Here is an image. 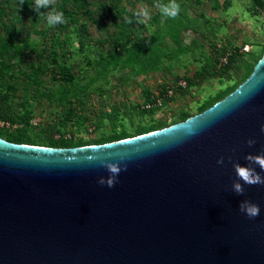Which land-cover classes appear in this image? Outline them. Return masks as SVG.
I'll use <instances>...</instances> for the list:
<instances>
[{
	"label": "water",
	"instance_id": "95a60500",
	"mask_svg": "<svg viewBox=\"0 0 264 264\" xmlns=\"http://www.w3.org/2000/svg\"><path fill=\"white\" fill-rule=\"evenodd\" d=\"M262 125L264 54L224 99L161 129L69 148L0 137V264H264V186L232 187ZM121 157L118 183L98 184Z\"/></svg>",
	"mask_w": 264,
	"mask_h": 264
},
{
	"label": "rangeland",
	"instance_id": "374dc122",
	"mask_svg": "<svg viewBox=\"0 0 264 264\" xmlns=\"http://www.w3.org/2000/svg\"><path fill=\"white\" fill-rule=\"evenodd\" d=\"M176 2L181 10L171 19L155 6L169 0H52L39 11L35 0H0V97L10 114L0 118V137L56 148L100 144L173 124L232 93L264 54V9L251 0ZM144 6L150 18L141 23ZM52 8L74 17L50 27L40 14ZM82 24L89 31L80 45ZM206 66L210 77L154 115L138 109L147 91Z\"/></svg>",
	"mask_w": 264,
	"mask_h": 264
},
{
	"label": "clouds",
	"instance_id": "9594fccd",
	"mask_svg": "<svg viewBox=\"0 0 264 264\" xmlns=\"http://www.w3.org/2000/svg\"><path fill=\"white\" fill-rule=\"evenodd\" d=\"M51 4L52 0H35L34 10L39 11L42 8H48L51 6ZM155 6L160 9V12L163 16L171 19H175L179 15L181 10V6L176 2V0H169L168 4L158 3ZM40 15H46L47 23L50 27L55 26L56 24L65 23L63 13L57 11L55 8H52V10L47 14L41 13ZM136 15L143 18L140 20L141 23L150 18V13L147 6L142 7V9ZM261 132H264V125L261 126ZM255 143L256 141L254 139H249L247 141L249 147L253 146ZM96 159L97 157L94 156L88 157L89 161H94ZM245 160L247 161L246 166H242L238 162H234L232 165L238 178L233 182L232 187L238 195L244 194L245 189L243 187V184L264 186V176H261L256 171V166L264 170V150H261V152L256 155H247L245 157ZM123 161L124 157H121L120 161L116 163L102 161L101 166L104 167L110 173V175L107 179L101 177L98 180V184H100L101 186L106 185L109 188L114 187L116 183H118V176L121 171L127 170L126 164L121 167ZM223 163V158L217 161V164L222 165ZM240 181H243V184ZM239 210L240 212L244 213L249 219H254L260 214V206L249 200H243L240 203Z\"/></svg>",
	"mask_w": 264,
	"mask_h": 264
},
{
	"label": "trees",
	"instance_id": "16d2710c",
	"mask_svg": "<svg viewBox=\"0 0 264 264\" xmlns=\"http://www.w3.org/2000/svg\"><path fill=\"white\" fill-rule=\"evenodd\" d=\"M252 3L254 4V6H256L257 8L259 9H264V0H251ZM73 11H69V12H66L65 16H64V19H70V18H73L74 17V14L72 13ZM72 22V20H70ZM61 25V24H59ZM80 27L82 28V31L83 33H81V35H79V44L80 45H83L84 43V35L83 34H88V28L87 26H85V24H82L80 25ZM78 32L80 33V30L78 29ZM0 36H1V29H0ZM231 61V59H230ZM207 69L203 68L202 70L200 71H197L194 73V75L192 77H182L184 78L186 81H187V88L188 87H191L193 85H196L197 83H200L202 84L203 83V80L206 78V77H210V75L212 74V70H210L211 66H206ZM144 71V70H143ZM146 72V71H144ZM181 77L180 78H177L176 81L174 83H177L180 79H182ZM167 86V85H165ZM186 88V89H187ZM186 89H177L176 91V94L177 95L178 93H185ZM146 99L145 101H148V102H153V92H150V91H147L146 92ZM174 98V97H173ZM172 98V99H173ZM138 109L142 110V112H144V114L147 116V115H154V113H156L157 111H159L160 109L158 108H152V109H145L143 108V105H139L138 106ZM120 112H118V117L119 118V121L120 123L122 122V120H124V116L120 115ZM10 117V114H9V106H8V102H7V99L4 98L3 96L0 97V118H4V119H9ZM152 126V125H151ZM157 129H161V128H158V127H150L146 130H142V132L140 131V134H144V133H148V132H151V131H154V130H157ZM128 137H133L132 135H129L127 134L126 132H122V133H118V134H115L114 136L112 137H108L106 139H103L100 144H103V143H106V142H112V141H116V140H120V139H124V138H128ZM84 146V145H82ZM75 147V146H74Z\"/></svg>",
	"mask_w": 264,
	"mask_h": 264
},
{
	"label": "built area",
	"instance_id": "2783aa9c",
	"mask_svg": "<svg viewBox=\"0 0 264 264\" xmlns=\"http://www.w3.org/2000/svg\"><path fill=\"white\" fill-rule=\"evenodd\" d=\"M227 57H224L223 62H227ZM188 86L187 81L182 78L177 83H173L172 85H159L157 90L153 93V102L144 101L142 103L143 108L145 109H152V108H158L161 109L164 107L166 102L168 100H171L175 94L177 89H186Z\"/></svg>",
	"mask_w": 264,
	"mask_h": 264
},
{
	"label": "crops",
	"instance_id": "0c3cea01",
	"mask_svg": "<svg viewBox=\"0 0 264 264\" xmlns=\"http://www.w3.org/2000/svg\"><path fill=\"white\" fill-rule=\"evenodd\" d=\"M144 74H148V73H150V71H146V72H143ZM145 76H147V75H145ZM138 77V76H137ZM135 78V77H134Z\"/></svg>",
	"mask_w": 264,
	"mask_h": 264
},
{
	"label": "flooded vegetation",
	"instance_id": "af4514ba",
	"mask_svg": "<svg viewBox=\"0 0 264 264\" xmlns=\"http://www.w3.org/2000/svg\"><path fill=\"white\" fill-rule=\"evenodd\" d=\"M117 141V140H116ZM107 143V142H106ZM85 146V145H84Z\"/></svg>",
	"mask_w": 264,
	"mask_h": 264
}]
</instances>
